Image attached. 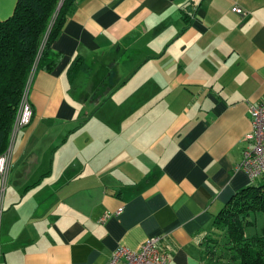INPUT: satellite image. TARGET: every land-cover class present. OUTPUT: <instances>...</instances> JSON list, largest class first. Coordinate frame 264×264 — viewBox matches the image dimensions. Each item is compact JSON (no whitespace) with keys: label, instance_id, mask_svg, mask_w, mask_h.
<instances>
[{"label":"crops","instance_id":"0c3cea01","mask_svg":"<svg viewBox=\"0 0 264 264\" xmlns=\"http://www.w3.org/2000/svg\"><path fill=\"white\" fill-rule=\"evenodd\" d=\"M50 46L0 177V264H106L153 235L169 264H204L215 215L264 184L239 168L264 0H76Z\"/></svg>","mask_w":264,"mask_h":264},{"label":"trees","instance_id":"16d2710c","mask_svg":"<svg viewBox=\"0 0 264 264\" xmlns=\"http://www.w3.org/2000/svg\"><path fill=\"white\" fill-rule=\"evenodd\" d=\"M75 4L76 0H17L13 13L0 20V154L8 146L31 74L38 68L50 71L57 61L50 44ZM260 214L264 216V184L251 183L234 193L213 219L203 244L204 264H264Z\"/></svg>","mask_w":264,"mask_h":264},{"label":"built area","instance_id":"2783aa9c","mask_svg":"<svg viewBox=\"0 0 264 264\" xmlns=\"http://www.w3.org/2000/svg\"><path fill=\"white\" fill-rule=\"evenodd\" d=\"M232 10L238 14H245L240 7L234 6ZM31 74L30 78L32 77ZM29 78V80H30ZM30 82V81H29ZM29 82L22 96L20 107L11 131V140L8 147L0 154V177L5 180L12 153V141L15 133L31 119V105L28 100ZM248 114L251 119V130L245 136L247 146L242 151L239 168L247 173L252 180L264 175V99L255 104H250ZM120 207L115 214L122 211ZM109 215L105 213L100 220ZM159 235L147 237L137 249L118 246L111 254L106 264H169V255L159 247Z\"/></svg>","mask_w":264,"mask_h":264},{"label":"rangeland","instance_id":"374dc122","mask_svg":"<svg viewBox=\"0 0 264 264\" xmlns=\"http://www.w3.org/2000/svg\"><path fill=\"white\" fill-rule=\"evenodd\" d=\"M33 73H34V72H33ZM106 105H107V104H105V107H106ZM0 199H1V198H0ZM261 217H262V219H264V216H263L262 214H260V215H259L260 220H259V223H258V226H259V227L262 225ZM258 226H257V228H258ZM252 228H253V227H252ZM250 230H254V228H253V229L247 228V232H250Z\"/></svg>","mask_w":264,"mask_h":264},{"label":"water","instance_id":"95a60500","mask_svg":"<svg viewBox=\"0 0 264 264\" xmlns=\"http://www.w3.org/2000/svg\"><path fill=\"white\" fill-rule=\"evenodd\" d=\"M59 8V7H58Z\"/></svg>","mask_w":264,"mask_h":264}]
</instances>
